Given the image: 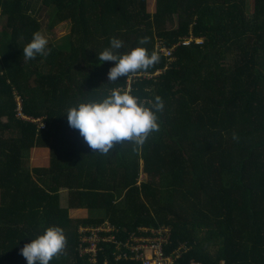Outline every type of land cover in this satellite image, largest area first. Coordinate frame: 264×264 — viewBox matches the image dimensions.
<instances>
[{"label":"trees","instance_id":"1","mask_svg":"<svg viewBox=\"0 0 264 264\" xmlns=\"http://www.w3.org/2000/svg\"><path fill=\"white\" fill-rule=\"evenodd\" d=\"M152 2L0 0V264H27L20 249L50 226L67 245L49 264H141L115 260L111 243L96 262L81 254L80 228L106 221L121 234L170 227L176 264H264V0L251 12L248 0ZM44 18L70 32L25 60ZM112 38L121 53L173 56L109 83L115 62L98 54ZM114 87L163 100L140 152L125 142L101 155L68 125V108Z\"/></svg>","mask_w":264,"mask_h":264},{"label":"clouds","instance_id":"2","mask_svg":"<svg viewBox=\"0 0 264 264\" xmlns=\"http://www.w3.org/2000/svg\"><path fill=\"white\" fill-rule=\"evenodd\" d=\"M141 45L149 43V37L139 39ZM48 40L40 32L23 48L25 60L35 59L37 55L47 56L51 49ZM124 42L117 38L110 40V47L98 54L100 62H115L108 70V82L115 84L137 72H144L159 63L160 56L153 51L149 54L145 47H134L127 53L119 50ZM160 96L140 99L132 94L131 88L114 87L106 90L100 100L80 102L66 111L68 125L78 129L86 144L101 155L108 156L117 145L130 143L134 152H140L148 138L160 131L157 113L163 110ZM233 139H237L233 134ZM67 238L59 226L47 227L42 234L24 244L20 253L27 264H49L55 257L64 254Z\"/></svg>","mask_w":264,"mask_h":264},{"label":"built area","instance_id":"3","mask_svg":"<svg viewBox=\"0 0 264 264\" xmlns=\"http://www.w3.org/2000/svg\"><path fill=\"white\" fill-rule=\"evenodd\" d=\"M189 39H192V37ZM196 40L200 41L201 39L196 38ZM158 53H165L169 58L173 56L172 50L166 47L158 49ZM18 105L20 117L29 120L21 110L20 100H18ZM41 127H43L42 123ZM168 228L139 227L136 231L121 234L122 231L109 221L96 226L81 227L79 231V250L82 255H89L91 261L96 262L98 252L100 250L105 251V244L111 243L112 246L107 247L110 248L111 255L115 260L126 258L141 264H176L181 249L178 248L170 253L166 252V245L170 242L171 237V229ZM109 259L110 257L106 256L104 264H109ZM189 264L203 263L191 260Z\"/></svg>","mask_w":264,"mask_h":264},{"label":"rangeland","instance_id":"4","mask_svg":"<svg viewBox=\"0 0 264 264\" xmlns=\"http://www.w3.org/2000/svg\"><path fill=\"white\" fill-rule=\"evenodd\" d=\"M149 9L151 10L152 13H155V10H156V0H153L152 5L149 6ZM252 9H253V0H248V10L251 12ZM43 21H44V23H43ZM43 21L41 20L42 28L40 29L39 32L42 35H44L47 38L48 41L49 40L51 41L53 39H57V38H59V37H61V36H63V35H65V34H67V33L70 32V29H71L70 23L58 24L55 28L49 29V28H46V23H47L46 18H44ZM176 23H177V18L175 17L174 21H172V23H170V27L175 26ZM0 29H1V27H0ZM18 100L21 101L20 96H18ZM37 122L40 123V119L37 120ZM146 177H147V175L143 171H141V176H140L139 183L141 181L145 180ZM168 230H169V228H168Z\"/></svg>","mask_w":264,"mask_h":264},{"label":"crops","instance_id":"5","mask_svg":"<svg viewBox=\"0 0 264 264\" xmlns=\"http://www.w3.org/2000/svg\"><path fill=\"white\" fill-rule=\"evenodd\" d=\"M0 202H1V189H0ZM77 214H84L83 212H82V210H81V212H76ZM75 214V213H74Z\"/></svg>","mask_w":264,"mask_h":264},{"label":"bare ground","instance_id":"6","mask_svg":"<svg viewBox=\"0 0 264 264\" xmlns=\"http://www.w3.org/2000/svg\"><path fill=\"white\" fill-rule=\"evenodd\" d=\"M184 38H186V37H184ZM24 114V113H23ZM26 117H27V115H26ZM27 118H29V121H33V119H31L30 117H27Z\"/></svg>","mask_w":264,"mask_h":264}]
</instances>
